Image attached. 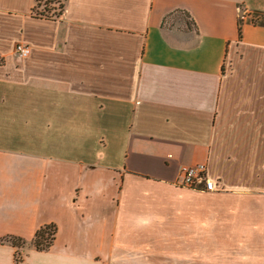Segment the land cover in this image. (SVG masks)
Returning <instances> with one entry per match:
<instances>
[{
  "label": "crops",
  "instance_id": "1",
  "mask_svg": "<svg viewBox=\"0 0 264 264\" xmlns=\"http://www.w3.org/2000/svg\"><path fill=\"white\" fill-rule=\"evenodd\" d=\"M63 3L0 0V264H264V0Z\"/></svg>",
  "mask_w": 264,
  "mask_h": 264
},
{
  "label": "trees",
  "instance_id": "2",
  "mask_svg": "<svg viewBox=\"0 0 264 264\" xmlns=\"http://www.w3.org/2000/svg\"><path fill=\"white\" fill-rule=\"evenodd\" d=\"M55 4V6H51V4ZM41 5V0H35V6L32 9L35 16L45 17V18H56L59 14L62 13L64 9V3L61 0H44V9L38 10V6ZM257 23V21H254ZM264 23V21H261ZM241 27L239 33L241 34ZM2 59L0 58V63H2ZM57 227L54 223L43 225L39 230L36 231V234L33 239L34 247L40 251L47 250L53 244L55 240ZM11 242L17 248L24 246V242L19 237L11 238ZM7 241V239H6ZM18 259L20 260V251L18 252Z\"/></svg>",
  "mask_w": 264,
  "mask_h": 264
},
{
  "label": "built area",
  "instance_id": "3",
  "mask_svg": "<svg viewBox=\"0 0 264 264\" xmlns=\"http://www.w3.org/2000/svg\"><path fill=\"white\" fill-rule=\"evenodd\" d=\"M16 53L20 57L29 56L30 47L27 44L19 43L16 45ZM180 174L183 186L201 188L205 191H211L215 188L214 182L206 175V166L204 164L182 166Z\"/></svg>",
  "mask_w": 264,
  "mask_h": 264
},
{
  "label": "rangeland",
  "instance_id": "4",
  "mask_svg": "<svg viewBox=\"0 0 264 264\" xmlns=\"http://www.w3.org/2000/svg\"><path fill=\"white\" fill-rule=\"evenodd\" d=\"M61 2H63V0H61ZM51 6H55V4H51ZM44 0H41V5H39L38 6V10H42V9H44ZM169 20V22H168V24H170L171 26H175V21L174 20H172V18L171 19H168ZM178 27H179V25H177ZM3 63V62H2ZM1 64V63H0Z\"/></svg>",
  "mask_w": 264,
  "mask_h": 264
}]
</instances>
